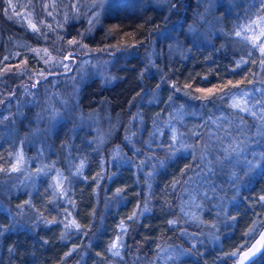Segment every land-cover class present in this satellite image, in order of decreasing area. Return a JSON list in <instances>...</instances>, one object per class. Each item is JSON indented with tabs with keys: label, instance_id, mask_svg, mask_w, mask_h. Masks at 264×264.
<instances>
[{
	"label": "trees",
	"instance_id": "1",
	"mask_svg": "<svg viewBox=\"0 0 264 264\" xmlns=\"http://www.w3.org/2000/svg\"><path fill=\"white\" fill-rule=\"evenodd\" d=\"M45 1L47 0H40L41 3L39 0H0V232H4L0 236V264H121V260L125 264H132L135 257H140V264H172L169 260L162 263L160 259H156L165 247L170 251L173 247L177 251L184 250L185 254L176 264H233L232 259H222L224 254L233 251V245L242 247L245 242L253 240L251 235H242L253 221L264 222V206L257 202L264 190V174H261L264 170H247L244 165L245 158L248 161L256 159L251 154L253 151L264 150V142L259 145L249 144L248 152L240 157L236 167L232 169L240 177L235 186L230 183L228 176L217 172L212 178L217 186L216 197L210 202L184 194V211L197 217L196 223L181 221V188L177 186L173 189L171 182L191 177L192 171L182 175L181 169L188 164L194 167L198 161H193L187 153H178L164 168L158 170L152 181H147L143 173L152 171L151 164H155V160L144 167L143 173L138 170L137 165L146 159L144 152L149 155L155 153L161 159L164 158L162 150L155 147L148 149L143 143L149 138L157 113L160 114L161 121L167 120L169 114L174 113L175 105L179 104H186L190 110L201 113L184 117L183 124L187 127L178 125L180 131L187 132L193 125L202 124L209 116L215 117L221 113L228 115L232 111L228 108L231 101L227 98L224 101L217 99L206 103L185 96V84H190L192 93L199 95L195 92L196 88H211L228 80L233 83L244 81L246 84L247 80L255 81L257 76L264 79V72L259 68V51L245 49L239 43H234L237 39L235 36L226 38L219 34L213 38L210 36V40H207L189 36L186 32L189 25L195 24L206 32L207 24L200 20L198 14L205 15L208 21L212 17L225 16L216 28L223 27L228 32L237 17H241L239 23L245 22V11L256 0H237L238 6L231 11H226L228 0H222L221 7L211 8L207 13L205 10L210 5L206 0H180L179 3L172 0V4L165 8L159 7L154 1L146 4L135 0H128L127 3L119 0L111 2L100 16L101 21L93 29L92 36L87 39L86 43L91 48H104L123 41H139L142 43L138 44V49L144 50L142 45L149 43V36L153 34L154 37L162 28L172 23L181 25V28L174 32L178 43L173 38L162 40L159 37L156 41V53L159 55L152 61L160 72L156 68L146 67V56L139 60L133 54L122 66L110 69L114 79L103 82L102 79L93 78L80 90V100H74L75 107H79L84 113L99 115L102 127L107 132V140L99 145L97 140L90 139L92 135L84 124L71 130V123L74 122L72 117L70 122L62 125L49 120L46 105H49L51 99V105L55 103V106L63 100L67 91L62 83L55 88L48 85V92L43 86H39L36 103H29L30 107L26 106V94L21 93L22 90L9 97L4 94H9L15 89V83L23 80L22 77L11 79V71L5 72L6 68L13 70L12 65H19L21 60L24 62V70L20 73H24V77L25 73L31 76L41 70L46 71V65L41 63V57L47 58L43 49L51 48L50 51L55 56L63 57L67 55L68 49L74 50L77 47L69 46L67 41L74 37L81 39L78 33H74L70 18L61 21L65 12L72 14L70 6L74 0H61V3L60 0H50V5H45ZM30 2L35 3V13L32 16L26 6ZM172 5H175L174 10L169 11ZM80 7V18H83L86 8ZM259 7L257 4L252 12L255 13ZM25 12L26 15L29 14L28 17ZM252 19H256V16L253 15ZM33 23L40 28V33H34L30 26ZM114 27L116 30L109 35V30ZM17 40L23 43H17ZM169 44H178L181 52L168 57L166 51ZM160 47L164 49L163 53H159ZM12 48L17 49L18 55L13 54ZM111 50L116 49L109 48V52ZM241 58L246 61L257 60V64L249 62L243 71L237 69L236 74L231 70L236 67L234 61H240ZM11 59L14 61L11 62ZM161 75H165L167 83L161 81ZM173 83L181 88L180 92H174L171 87ZM158 84L159 90L156 87ZM245 84L241 87H245ZM19 88L21 89L20 85ZM57 89L59 96L54 98L49 95ZM153 92L157 94L155 101H152ZM169 95H174L175 105L168 102ZM202 103H206L203 109ZM138 111L142 114L144 124L138 135L133 137L135 148L141 149L136 153L124 137L129 134V129L132 133L137 132L139 125L133 120V116ZM245 118L251 123L250 117ZM26 137L31 140L29 142H37V146L33 143L30 145ZM166 139L167 137H162L158 142ZM229 142L225 139L224 146ZM115 150L118 154L114 153ZM37 151L43 153L49 163L51 161L60 166L59 170L52 164L48 166L45 161L47 175L41 173L38 181H27L23 178V166L24 173L21 172L20 182L12 176L15 173L5 171L15 168L20 154L38 157ZM124 157L132 159L133 163L125 162ZM65 159H69L72 165L69 161L65 162ZM82 161L84 166L77 177ZM36 170V165L31 163L26 173L32 175ZM149 182L154 188L150 201L152 211L132 223L126 218L149 194ZM117 189H123L119 198L116 196ZM209 196L212 197V193ZM196 204H204V207L198 209L194 207ZM216 204H222L223 211L214 207ZM225 213L228 217L235 216L236 221L224 222ZM68 218L75 219L81 228H72L68 238L61 240ZM45 220H55L58 223L56 226L46 225L43 222ZM122 220L127 228L123 240L131 251L121 249V257H115L106 249L108 242L119 234L118 225ZM169 220L180 221L178 227L198 235L189 238L179 231L170 230L167 223ZM61 221L63 223H59ZM260 229L258 226V232ZM214 237H219V240ZM74 246H78L76 251H72ZM97 253L102 255L98 256ZM257 264H264V259L258 257Z\"/></svg>",
	"mask_w": 264,
	"mask_h": 264
},
{
	"label": "snow or ice",
	"instance_id": "2",
	"mask_svg": "<svg viewBox=\"0 0 264 264\" xmlns=\"http://www.w3.org/2000/svg\"><path fill=\"white\" fill-rule=\"evenodd\" d=\"M125 3L128 0H124ZM167 3L172 4V0H166ZM180 0H177L179 3ZM203 2V0H201ZM210 8L206 9V13L211 10V8H219L222 6V0H207ZM257 4L260 6L259 9L253 13L252 9L257 7ZM104 5V0H92L91 3L85 5L88 9L91 10L90 16L88 19L89 27L88 29L80 33L81 39L78 40L75 37L69 39L67 44L69 46L75 45L77 46L76 50L79 52L88 51H100V52H108L109 48H113L119 51L128 52L129 49H135L138 44L142 42L133 41L131 43L127 41L118 42L115 45L105 46L104 48H96L89 49L88 46L82 43V40L85 36L90 35L95 28L96 24L100 21V13L96 11L98 7ZM228 9L226 11H231L233 7H237V0H228ZM72 9V18H79L80 15V5H71ZM175 5H172L169 8V11L174 10ZM51 15V13H49ZM88 15V13H86ZM200 16V20L208 25L209 30H216V25L220 24L225 16L215 17L212 22H209L205 15L198 14ZM255 15L256 19L253 20L252 16ZM67 20V16L65 17ZM241 17L236 18V22H232V29L228 32H225L223 27L219 28V34L224 37H232L235 36L237 39L234 43H239L242 47H251L253 50H258L260 53L259 58V68L262 72H264V0H256L255 4H251L249 8L245 11V16L243 17L244 23H239ZM40 23H43L42 21ZM33 29L34 33H40V28L37 27V24L33 23L30 25ZM51 28V26H48ZM58 27L62 28L63 25H58ZM115 27L109 30V35L115 31ZM189 30L193 31L192 26H189ZM248 33H252L251 36ZM132 35V34H129ZM161 35L164 39H170L171 32L168 30H164L161 32ZM171 47V46H170ZM223 47V45L221 46ZM39 52L40 50H35ZM43 52L46 54L47 58L41 57L43 59L44 64L47 66V71L41 70L35 73L36 80L34 83L30 85L31 89H37L36 93L30 91L28 86H24V92L29 95L35 96L38 95V87L43 86L45 91L48 92V85L51 84L53 88L56 86V77L58 73L55 71L56 68H62L63 73H59V75H63L64 73H68L71 71L70 63H66L65 61H69L70 58L72 62H74V53H69L67 56H63V59H56L48 53L47 49H43ZM131 54V53H129ZM152 55H159L157 53H146V59L148 60V65L146 67L156 68L157 72H160V69L157 68L154 61H152ZM187 59V57H184ZM5 59H8L5 57ZM257 64V60L246 61L241 58L240 61H234L236 67L232 69V72H236L238 74V70L243 71L244 66L248 63ZM17 70L22 71L20 66L17 65ZM5 72L12 71L11 68H6ZM49 77H52L49 80ZM31 78V77H30ZM140 78H143V72L140 73ZM114 79V78H109ZM163 83H167L165 75H161L160 77ZM206 79V77L204 78ZM256 83H260L261 87H256ZM242 84H245L244 81H233L228 80L225 83L220 85H213L211 88H196L195 92L199 93V95H194L191 91V85L185 84L183 88V92L185 96L190 97L191 99H199L204 102H212L213 100L224 101L226 98L231 101L228 105V108L231 109V112H228V115L221 113L219 116H209L208 119L203 120L202 124L193 125L191 129L187 132L180 131V127L178 125L187 127L183 124L184 117L186 116H197L201 115L195 110H190V108L186 104L175 105V97L174 95H169L168 102L170 104L175 105L174 113L169 114V118L167 120L161 121L159 119L160 114H156V118L153 120L152 130L149 133V138L146 141H143L144 145L147 146L148 149L155 147L164 152V158L161 159L159 156H156L155 153L149 155L148 152H144L146 157L145 160L140 161L137 165L138 170L143 173L144 167L149 166L153 160H155V164H151L152 171L148 173H143L147 177V181H152L155 179V176L159 169L164 168L168 161L172 160L177 156L178 153H187L188 156H191L193 161H198V163L193 165L188 164L185 165L183 169H181V174L186 175L188 171H192L193 175L188 177L187 180L174 179L171 182V187L175 189L177 186L181 188V221L184 223H196L197 217L191 216L189 213L184 211L183 208V200L182 197L185 193L188 194L190 198H193V194L195 193V198H199L205 202H210L213 198L216 197V185L213 183L212 178L217 175V172L224 174L229 177V181L232 185H236V181L240 179V177L236 174V172L232 171L233 168L236 167V163L239 162L240 157L248 152L249 144H261L264 142V79H261L257 76V79L247 80L245 87H241ZM248 85H251L249 88ZM157 90H159L160 85L158 84ZM174 92H180L181 88L178 87L176 83L171 85ZM145 94H148L147 92ZM50 96H59L58 92L49 93ZM75 95V93H73ZM157 99V94L155 92L152 93V101ZM150 101V103L152 102ZM59 103L68 105V101L60 100ZM206 103L201 104V109L206 107ZM49 108L51 109V113L53 118H55L59 113L55 107H52L51 102H49ZM228 111V109H225ZM245 116L250 117L251 123L248 122V119ZM203 119V117H202ZM133 120L136 121L139 125L137 132L132 133L131 130H128L129 134H126L124 139L132 146L134 152L139 153L141 149L135 148V143L133 141V137L138 135L139 131L143 127L144 121L142 119V114L138 111L134 116ZM162 137H167L163 142L161 141ZM225 139H228L230 142L227 146H224ZM192 140L193 142H189ZM103 141V135L98 134L97 144ZM222 149V150H221ZM256 159L254 161H248L246 158L244 160V165L247 170H253L259 168L264 170V150L259 152L253 151L251 153ZM39 155V153H38ZM125 162L131 164L133 160L124 157ZM84 166L83 161L79 166L76 176H80V169ZM16 168L5 170V171H16ZM244 171L245 169H241ZM45 174L44 169L38 170L37 174ZM264 174V171L261 172ZM71 175V173H70ZM115 175V174H112ZM87 179V177H85ZM95 179V178H94ZM147 188L149 194L145 196L142 203H138L131 213V215L127 216V220L135 223L139 217L144 216L152 211L150 207L151 196L154 193L153 185L149 182L147 183ZM123 192V189H117L116 196L119 198L120 193ZM209 193H212V197L209 196ZM258 203L261 206H264V190H262L261 194L258 198ZM25 203H28L27 201ZM171 207V205H170ZM194 207L200 209L204 207V204H196ZM214 207L223 211L222 204H216ZM220 213L218 212L217 215ZM236 217H228L225 213L224 222L231 220L233 222L236 221ZM46 225L56 226L57 221H43ZM59 223H63L62 221ZM170 226V230L179 231V233L186 237H196L197 233H188L186 228L178 227L180 221L178 220H169L167 221ZM259 228H264V222L262 221H253L251 227L248 228L246 232H244L243 236L251 235L253 239H255L256 235L259 234L260 239L256 240L255 244H251V241L245 242L243 246L233 245V251L229 253H225L222 259H232L233 264H257V258L264 259V232H258ZM76 230H80L81 226L79 224L74 225ZM120 228L119 234L116 236L114 240L108 242V247L106 251L112 253L115 257H121V249H127L128 252L131 251V248L124 243L123 237L127 232V228L125 226L124 221H121V224L118 225ZM73 228V224H65V232L61 235V240H66L68 238L69 233ZM4 232H0V236H3ZM214 239L219 240V237H214ZM159 248L160 245H157ZM78 246H74L72 251H76ZM243 249H247L244 251ZM190 251V250H189ZM173 255L167 257L169 261H172V264H176L181 256L185 254L184 250L177 251L174 247L172 249ZM70 253H65V255H69ZM98 256H101L102 253H97ZM121 264H125L123 260H121ZM132 264H140V257H135L132 261Z\"/></svg>",
	"mask_w": 264,
	"mask_h": 264
},
{
	"label": "rangeland",
	"instance_id": "3",
	"mask_svg": "<svg viewBox=\"0 0 264 264\" xmlns=\"http://www.w3.org/2000/svg\"><path fill=\"white\" fill-rule=\"evenodd\" d=\"M113 1H115V0H104V5H102L101 7H98L96 9V11L100 13V16L105 13V11L109 8V4ZM120 1H124V0H119V2ZM138 1L140 3L145 2V4L154 1L159 5V7H162V8H165L169 4L166 2V0H135V2H138ZM41 2L39 0V3H41ZM45 2H46L45 5H50V3H51L50 0H47ZM91 2H92V0H74L73 1V5L79 4L80 6L86 8L84 13H83V18H84V20H86V23L83 22V25H87V28L89 27L88 19H89L91 10L88 9L87 7H85V5L88 3H91ZM60 3H61V0H60ZM26 6H28L27 8L31 11L30 15L31 16L34 15L35 3L30 2ZM80 9H81V7H80ZM26 13L27 12H25V15H26ZM86 13H88V15H86ZM26 16L28 17L29 14ZM66 16H67V18H70V20H72V21H75L76 19H78V20L81 19V18H72V14L70 12H65L63 14V18L61 21L66 20L65 19ZM21 17H22V15H21ZM209 20H210L209 22H212L214 20V17L210 18ZM100 21H101V17H100ZM100 21H99V23H100ZM79 23L80 22L78 21L77 25ZM99 23H97L95 27H97V25H99ZM189 26H192L193 31L189 30ZM189 26L186 28V32L189 36H196L198 38L202 37L203 39L210 40V36L213 38L215 35H219L218 30L220 27L216 28V30H209V27L207 25V29L205 32L203 29H199L200 26L198 27V25H196V24L195 25H189ZM72 27H75V26H72ZM177 28L178 29L181 28V25H179V24L176 25V24L172 23V24L166 26L165 28H162L160 30V32H158V34H155L154 40L152 41L153 43L144 44V47H143L145 49L144 52H142L141 49H138V48H135L137 52H135L134 50H131V51L128 50V52L122 51L117 55H113V54L110 55L109 53L106 54L104 52H95L93 54L94 56L90 53L86 54V55H82L81 57H78L77 61H75V62H72L71 58L69 61H65L66 63H70V66L72 69L68 73H64L63 75H59V77H57L58 79L56 78L57 79L56 85L60 86L61 83L63 85H65V91H67V92H65L66 94L63 97V100L68 101L69 105L65 106V105H61L59 103L57 106H55L56 104L52 103V107H55L57 109V112L59 113V115H57L55 118H53L52 113H51V109L49 108V106L47 104L46 105V109H47L46 111H48V112L46 114L49 116V120H51V123L54 121V124H55V121H56L57 123H60L62 125L63 123L70 122L71 117H72V120L74 119L73 120L74 122L71 123V126H72L71 130L79 128L82 124H84L85 127H87L89 129L88 130L89 133L92 135V138H90V139L97 140L98 134H102L103 135V141L101 143H104V141L107 140L106 136H105L107 134V132H106L105 128L102 127V123L99 120L100 118H98L99 115L95 116L93 114L90 115L88 112L84 113V112H82V109L79 110V107L77 108L74 105V100L75 101L80 100V94H81L80 90L83 89L85 84L89 83L93 78H99L100 80L102 79L103 82L111 81L109 79V78H112L111 73H110V68H112V66H122L123 63L126 62L127 58H130L131 56H133L134 52L137 55H139L140 60H143L145 58L146 53H156L155 46H156V41L158 40V38L160 37L162 40H165L161 35V32L164 30L170 31L171 37L177 42V37L175 36L176 33H174L175 29H177ZM57 31L59 32L60 28ZM60 34H62V30H61ZM64 35H66V32ZM248 35L251 36L252 33H248ZM17 43L22 44L23 42H20L17 40ZM86 45H87V43H86ZM161 47L158 49L159 53H163L164 49ZM76 48L74 50H76ZM88 48L91 49V47H89V46H88ZM171 48H170V44H169V46L167 47V51H166V53L168 52V57L178 55L181 52V47L178 44L172 45ZM245 49H250L253 51V49L251 47H246ZM47 50H48V53H50L52 57H54L56 59H63V57L55 56L56 54L53 53L52 51H50L51 48H48ZM74 50L68 49V52L69 51L71 52ZM71 53H73V52H71ZM127 53H128V55H127ZM129 53H131V54H129ZM155 58H156V55L151 56L152 60ZM142 63H144V62H142ZM22 64L23 63L19 64V66L21 65L23 67ZM15 66H16V69H15L16 72L20 73V71L17 70V65H15ZM21 66H20V69L22 68ZM21 70L23 71L24 67ZM35 78L36 77H34V81H35ZM29 81L32 82L33 78L29 79ZM20 83H23V82L21 81ZM261 86L262 85L260 83H256V87L259 88ZM248 87L250 88L251 86L248 85ZM23 91L24 90H22L21 93ZM31 91H33V93H36L37 89H34V90L31 89ZM55 92H59V89H57V91H55ZM73 93H75V95H73ZM36 96H35V99H33V96H29V95L24 96L25 102H27V106L29 105V103H31L33 101H34V103H36V99H37ZM52 101H53V99L49 100V102H52ZM53 104H55V105H53ZM69 107H71L72 109H70ZM38 119H40V117ZM61 125H59V127ZM113 126H115V124ZM50 128H53V127H50ZM50 128H49V130H53ZM54 129H57V128L54 127ZM37 138H38V136H37ZM26 140L30 145L33 143L34 145L37 146V142L36 143L29 142L31 140L28 139V137H26ZM189 142H190V140H189ZM37 152L40 153L39 151H37ZM114 153L118 154V151L115 150ZM46 159H45V155L43 153H40V156L38 155V157H35L34 155L27 156V155L20 154V156L16 159V162L14 165L17 170L12 171L13 174L15 173V175H12V176L16 177V181L18 180L20 182V180H22L21 172H23V166H25V170H24L25 173L24 172H23L24 174L22 173L23 178H25L27 181L29 179L38 181L39 180L38 177L40 174L38 175L37 172L40 169L45 170L46 164H48V166L50 164H52V166H54L55 169L59 170L60 166L52 163L51 161L49 163L48 160H46ZM33 161H36V163ZM45 161H46V164H45ZM67 161H69L68 163L70 165H72V163L70 162L69 159H65V162H67ZM31 163H34L36 165V168H37L36 173L35 174L33 173L32 175L30 173H26V171L29 170ZM41 166L43 168H41ZM69 176L71 178L72 174L71 175L69 174ZM193 196H195V193L193 194ZM69 223L73 224V229H74L75 228L74 225L77 224V221L75 219L68 218V224ZM171 253H172V251H170V249L165 247L164 249L161 250L160 254L156 257V259H160L162 261V263H164L165 261L168 260L167 257L170 256Z\"/></svg>",
	"mask_w": 264,
	"mask_h": 264
},
{
	"label": "flooded vegetation",
	"instance_id": "4",
	"mask_svg": "<svg viewBox=\"0 0 264 264\" xmlns=\"http://www.w3.org/2000/svg\"><path fill=\"white\" fill-rule=\"evenodd\" d=\"M80 16H81V14L79 15V18H80ZM80 22L78 25H77V22ZM73 23H72V26H75V27H73V31H74V33L75 34H80V33H83V32H85L88 28H87V25H83V22L84 23H86V20H84V18H81L80 20H78V19H76L75 21H72ZM77 25V26H76ZM86 26V27H85ZM94 32V31H93ZM92 32V33H93ZM92 33L90 34V35H87V36H85L84 38H83V43L84 44H86V42H87V39L89 38V37H91L92 36ZM80 36V35H79ZM150 37V39H149V43L148 44H150V43H153L152 41L154 40V37H153V34L151 35V36H149ZM145 44V43H144ZM144 44L142 45V47L144 46ZM89 46V45H88ZM138 46H140V45H137L135 48H138ZM89 47H91V46H89ZM91 49H95V48H91ZM131 50H133V49H129V51H131ZM145 50V49H144ZM144 50H141L142 52H144ZM118 51L119 50H111L110 52L108 51V52H104V53H106V54H113V55H117V54H119L118 53ZM134 51L135 52H137L136 51V49H134ZM12 52H13V54H15V55H18L17 53V49L16 48H12ZM71 52H73L74 53V62L75 61H77V59H78V57H81L82 55H86V54H94L95 52H100V51H93V52H87V51H83V52H79V51H76V50H74V51H71ZM122 52V51H121ZM134 52V54L135 55H137L136 53ZM70 53V51L67 53V55ZM66 55V56H67ZM127 55H128V53H127ZM94 56V55H93ZM138 56V59H139V55H137ZM15 59H16V57H15ZM129 60V59H128ZM140 60V59H139ZM12 61H14V59L12 60L11 59V62ZM18 61V60H17ZM20 61V64L21 63H24V62H21V60H19ZM42 61V60H41ZM41 61H39V62H41ZM44 61H42L41 63H43ZM13 63H15V62H13ZM23 65V64H22ZM13 66V70H12V72H11V79L12 78H14V77H17V78H23V80H22V82L23 83H19V82H17V83H15V89H13V91H11L9 94L8 93H5L4 92V94H5V96L6 97H9V96H12L13 94H16V92H20V90H24V86H28L29 87V89H30V91H31V88H30V85L32 84V83H34L35 81H34V77H35V75H29L28 73H25V77L23 76L24 75V73H18V72H16V66H15V64L14 65H12ZM113 67V66H112ZM46 68H47V66H46ZM72 69V68H71ZM111 69V68H110ZM48 70V69H47ZM46 70V71H47ZM57 73H58V75L57 76H59V73H63V69L62 68H56V70H55ZM33 78V81L32 82H30L29 81V79H31V78ZM35 80H36V78H35ZM49 80H51V77H49ZM19 85H20V87H21V89L19 88ZM34 90V89H33ZM33 92V91H32ZM23 94H26L24 91L22 92ZM27 95V94H26ZM27 106V105H26ZM27 107H30V106H27Z\"/></svg>",
	"mask_w": 264,
	"mask_h": 264
},
{
	"label": "water",
	"instance_id": "5",
	"mask_svg": "<svg viewBox=\"0 0 264 264\" xmlns=\"http://www.w3.org/2000/svg\"><path fill=\"white\" fill-rule=\"evenodd\" d=\"M259 232H264V228H261V229L259 230ZM258 239H260L259 234H257V236L255 237V239H253V240L251 241V244H255L256 240H258ZM243 250L246 251L247 249H243Z\"/></svg>",
	"mask_w": 264,
	"mask_h": 264
}]
</instances>
